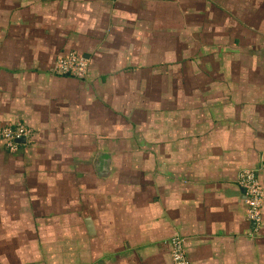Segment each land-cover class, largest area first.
<instances>
[{"label":"crops","instance_id":"1","mask_svg":"<svg viewBox=\"0 0 264 264\" xmlns=\"http://www.w3.org/2000/svg\"><path fill=\"white\" fill-rule=\"evenodd\" d=\"M68 53L83 80L51 72ZM18 124L0 264H172L174 236L187 264H264V201L259 230L237 184L264 196V0H0V127Z\"/></svg>","mask_w":264,"mask_h":264},{"label":"built area","instance_id":"2","mask_svg":"<svg viewBox=\"0 0 264 264\" xmlns=\"http://www.w3.org/2000/svg\"><path fill=\"white\" fill-rule=\"evenodd\" d=\"M51 69L56 76H69L83 80L87 74L88 64L77 53H68L56 58ZM20 139H23L25 144L30 143L32 139L31 130L19 124L0 127V141L5 144L9 152L17 150L16 141ZM237 184L244 190L247 220L259 225L264 196L255 174L249 170L242 171L238 176ZM170 247L172 264H187L183 240L179 236L171 238Z\"/></svg>","mask_w":264,"mask_h":264},{"label":"water","instance_id":"3","mask_svg":"<svg viewBox=\"0 0 264 264\" xmlns=\"http://www.w3.org/2000/svg\"><path fill=\"white\" fill-rule=\"evenodd\" d=\"M16 142H17V144H23L24 140L20 139V140H17ZM242 193L244 194V190L243 189H242ZM244 198H245V196H244ZM85 225H86L88 233L89 234H93V226L91 224V220L90 219H86L85 220ZM252 226H255V223L252 222Z\"/></svg>","mask_w":264,"mask_h":264},{"label":"rangeland","instance_id":"4","mask_svg":"<svg viewBox=\"0 0 264 264\" xmlns=\"http://www.w3.org/2000/svg\"><path fill=\"white\" fill-rule=\"evenodd\" d=\"M51 72H52V69H51ZM264 199V198H263ZM264 201V200H263ZM262 205H263V203H262ZM262 216H261V211H260V223H259V230L261 229V227H262V224H263V221H262V218H261ZM257 225V224H256ZM258 226V225H257ZM258 232V231H257ZM256 236H257V234H256Z\"/></svg>","mask_w":264,"mask_h":264},{"label":"trees","instance_id":"5","mask_svg":"<svg viewBox=\"0 0 264 264\" xmlns=\"http://www.w3.org/2000/svg\"><path fill=\"white\" fill-rule=\"evenodd\" d=\"M61 77H69V76H61ZM18 148V147H17Z\"/></svg>","mask_w":264,"mask_h":264}]
</instances>
